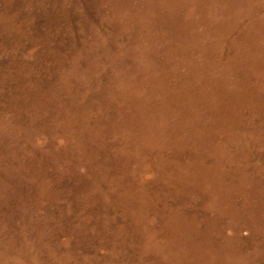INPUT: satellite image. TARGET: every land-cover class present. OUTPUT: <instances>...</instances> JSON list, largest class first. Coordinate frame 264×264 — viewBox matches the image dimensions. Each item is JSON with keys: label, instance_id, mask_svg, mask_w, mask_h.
<instances>
[{"label": "rangeland", "instance_id": "374dc122", "mask_svg": "<svg viewBox=\"0 0 264 264\" xmlns=\"http://www.w3.org/2000/svg\"><path fill=\"white\" fill-rule=\"evenodd\" d=\"M0 264H264V0H0Z\"/></svg>", "mask_w": 264, "mask_h": 264}]
</instances>
